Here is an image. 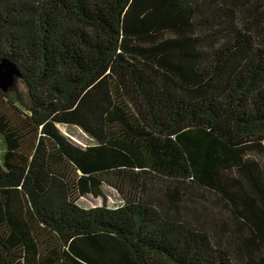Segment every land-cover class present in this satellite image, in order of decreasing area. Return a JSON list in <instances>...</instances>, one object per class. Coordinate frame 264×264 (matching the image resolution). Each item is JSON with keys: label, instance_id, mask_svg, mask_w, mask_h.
<instances>
[{"label": "trees", "instance_id": "1", "mask_svg": "<svg viewBox=\"0 0 264 264\" xmlns=\"http://www.w3.org/2000/svg\"><path fill=\"white\" fill-rule=\"evenodd\" d=\"M0 60V264H264V0H0Z\"/></svg>", "mask_w": 264, "mask_h": 264}, {"label": "rangeland", "instance_id": "2", "mask_svg": "<svg viewBox=\"0 0 264 264\" xmlns=\"http://www.w3.org/2000/svg\"><path fill=\"white\" fill-rule=\"evenodd\" d=\"M1 81L4 83L8 82L7 89L10 88L14 83H16V74L9 72L8 69H2ZM18 82V81H17ZM60 130L71 138L77 144L82 146L94 144V140L86 134L80 127L77 126H67L59 125ZM0 146L2 147V142L0 140ZM79 206L83 208H91L96 206L106 205L108 207L114 208L118 207L123 203V199L120 193L113 187L104 185L103 194L100 196H95L94 194H87L80 196L77 200Z\"/></svg>", "mask_w": 264, "mask_h": 264}, {"label": "water", "instance_id": "3", "mask_svg": "<svg viewBox=\"0 0 264 264\" xmlns=\"http://www.w3.org/2000/svg\"><path fill=\"white\" fill-rule=\"evenodd\" d=\"M3 68L8 69V71L11 73L14 72L15 74H17V72H18L17 69L14 67V65L10 64L6 60H0V77L2 75V69ZM7 86H8V82L4 83L1 81V78H0V87L3 88L4 90H6Z\"/></svg>", "mask_w": 264, "mask_h": 264}]
</instances>
